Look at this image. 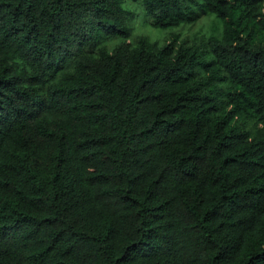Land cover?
Wrapping results in <instances>:
<instances>
[{
	"label": "trees",
	"instance_id": "trees-1",
	"mask_svg": "<svg viewBox=\"0 0 264 264\" xmlns=\"http://www.w3.org/2000/svg\"><path fill=\"white\" fill-rule=\"evenodd\" d=\"M124 1L0 0V264H264V0Z\"/></svg>",
	"mask_w": 264,
	"mask_h": 264
},
{
	"label": "rangeland",
	"instance_id": "rangeland-1",
	"mask_svg": "<svg viewBox=\"0 0 264 264\" xmlns=\"http://www.w3.org/2000/svg\"><path fill=\"white\" fill-rule=\"evenodd\" d=\"M124 5L133 12V16L129 19L131 26V34L129 41L135 43L139 36H145L150 41H156L158 45L166 41L169 33H176L178 36L177 43L190 44L197 41L200 37L206 36L209 32L208 20L199 18L192 25H185L175 29L158 30L151 28L142 16V11L136 1L125 0ZM110 47V45L108 46Z\"/></svg>",
	"mask_w": 264,
	"mask_h": 264
}]
</instances>
